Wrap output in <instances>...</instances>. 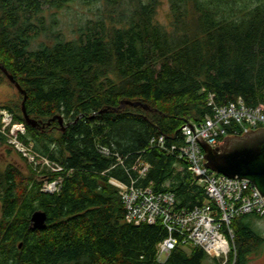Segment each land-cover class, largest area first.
<instances>
[{
  "label": "trees",
  "instance_id": "trees-1",
  "mask_svg": "<svg viewBox=\"0 0 264 264\" xmlns=\"http://www.w3.org/2000/svg\"><path fill=\"white\" fill-rule=\"evenodd\" d=\"M70 1L0 0V64L26 91L39 127L26 121L19 90L4 107L25 124L21 139L62 167L43 171L45 181L13 164L0 171V264H218L195 245H178L159 262L165 226L128 223L111 179L173 192L181 209L205 202L185 162L152 139L181 145L184 123L212 114V95L217 104H264V0H169L170 29L156 21L157 0H102L112 17L90 19L66 39L43 11ZM43 34L52 37L34 44ZM57 180L55 191L44 188ZM38 209L48 214L44 229L31 225ZM251 215L264 217L232 223L235 264L264 244Z\"/></svg>",
  "mask_w": 264,
  "mask_h": 264
},
{
  "label": "built area",
  "instance_id": "built-area-1",
  "mask_svg": "<svg viewBox=\"0 0 264 264\" xmlns=\"http://www.w3.org/2000/svg\"><path fill=\"white\" fill-rule=\"evenodd\" d=\"M210 97L209 105L212 114L206 115L202 121H187L182 126L184 142L181 145L166 146L164 135L152 139L158 145L171 152H176L197 181L204 186L207 199L201 205L187 210L176 204V195L170 191L157 192L151 186L137 185V180L125 183L118 179L111 182L120 189L125 204V220L140 225L143 222L154 224L158 221L165 226L168 236L157 245V260L165 261L171 251L178 245H195L218 261V264H235L237 252L235 248V232L233 220L241 215L256 213L264 215V197L258 188L247 178L230 177L209 169L205 165V154L201 153L197 136L215 147L220 140L219 134L238 131L242 126L251 128L258 123L264 124V104L248 106L242 97L225 104L214 102ZM0 132L7 136L8 142L32 163H44L52 171H60L62 167L33 149L21 139L26 133L24 123L15 121L13 113L8 109H0ZM157 140V141H156ZM105 155L112 151L105 146L100 147ZM200 157V158H199ZM122 162L121 158H119ZM138 165L134 168L137 169ZM150 164L139 168L144 175ZM61 180L47 182L45 189L55 191ZM50 188V190H49Z\"/></svg>",
  "mask_w": 264,
  "mask_h": 264
},
{
  "label": "rangeland",
  "instance_id": "rangeland-1",
  "mask_svg": "<svg viewBox=\"0 0 264 264\" xmlns=\"http://www.w3.org/2000/svg\"><path fill=\"white\" fill-rule=\"evenodd\" d=\"M133 0H131L132 2ZM149 2L150 0H142ZM157 13L156 21L167 27L172 28L173 16L171 13V4L169 0H157ZM116 10L105 5L100 1H84V0H72L61 8H45L43 14L48 24L53 22V18L56 17L57 29L66 39L75 38L78 35L77 29L81 24H84L90 19H98L99 17H105L108 20L112 17ZM51 34H43L34 40V44L40 42H48L51 39ZM7 75L0 72V109H7L4 107L7 103L14 104L19 99V91L14 84L9 81ZM0 135L6 138V142L0 139V171L4 170L8 164H13L19 167L27 174L31 173V169L39 173V179L46 180L47 177L43 176V171L48 172L52 169L44 163H32L23 153L15 149L7 139V136L0 132ZM42 171V172H41ZM42 175V176H41ZM47 175V174H46ZM46 184V183H45ZM45 188V186H44ZM248 221H252L253 227L264 235V217L258 218L250 216ZM248 260L246 264H264V244L257 251L252 252L247 256Z\"/></svg>",
  "mask_w": 264,
  "mask_h": 264
},
{
  "label": "water",
  "instance_id": "water-1",
  "mask_svg": "<svg viewBox=\"0 0 264 264\" xmlns=\"http://www.w3.org/2000/svg\"><path fill=\"white\" fill-rule=\"evenodd\" d=\"M9 80L16 85L18 90L24 94L22 103L23 113L26 121L35 127L40 122L32 118L26 109V91L9 71L0 64ZM137 105V103H132ZM60 125L64 128V118L59 116ZM241 133V134H240ZM240 134V135H237ZM233 135V136H232ZM220 140L213 147L208 144L202 136L196 139L200 144L201 153L205 154L201 161L213 170L230 177L249 179L263 194L264 197V124L258 123L251 128L242 126L238 131H230L219 134ZM48 214L45 210L38 209L31 216V225L34 229H44L47 226ZM22 244H19L21 247Z\"/></svg>",
  "mask_w": 264,
  "mask_h": 264
},
{
  "label": "bare ground",
  "instance_id": "bare-ground-1",
  "mask_svg": "<svg viewBox=\"0 0 264 264\" xmlns=\"http://www.w3.org/2000/svg\"><path fill=\"white\" fill-rule=\"evenodd\" d=\"M50 189V188H49ZM120 190V189H119Z\"/></svg>",
  "mask_w": 264,
  "mask_h": 264
}]
</instances>
